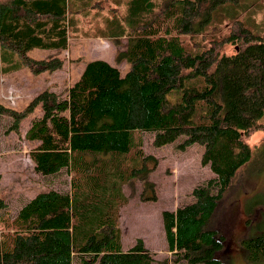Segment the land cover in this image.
<instances>
[{
	"label": "trees",
	"instance_id": "16d2710c",
	"mask_svg": "<svg viewBox=\"0 0 264 264\" xmlns=\"http://www.w3.org/2000/svg\"><path fill=\"white\" fill-rule=\"evenodd\" d=\"M232 1L130 0L126 12L116 1H94L113 15L106 34L126 38L117 54L128 64L125 73L94 58L63 96L45 88L22 110L0 103V116L12 117L10 129L41 106L26 130L35 142L28 157L43 176L62 169L69 176V191L37 193L1 229L0 264H154L141 238L123 248L118 219L124 184L146 179L157 162L144 152L145 132L154 146L180 137L183 146L203 145L201 164L213 172L187 202L161 212L168 251L188 264H227L220 256L225 235L210 221L252 157L251 136L264 130V35L239 16L204 31L212 9ZM70 12L69 0H0V50L17 52L32 72L60 67ZM36 47L54 52L28 57ZM196 76L200 86L184 87ZM178 88L173 103L165 95ZM198 107L205 111L195 119ZM138 157L142 163L131 164ZM5 203L0 198V211ZM239 244L248 264H264V228Z\"/></svg>",
	"mask_w": 264,
	"mask_h": 264
},
{
	"label": "rangeland",
	"instance_id": "374dc122",
	"mask_svg": "<svg viewBox=\"0 0 264 264\" xmlns=\"http://www.w3.org/2000/svg\"><path fill=\"white\" fill-rule=\"evenodd\" d=\"M94 1L98 0H69L68 47L58 55L64 59L60 67L32 72L28 66L21 64L17 52L0 50V103L22 110L33 96L45 88L63 96L67 86L79 77L85 63L93 58L106 57L104 60L108 58V62L116 65L121 75L125 73L128 64L125 60H118L117 54L124 48L126 38L117 39L106 34L113 15L106 9L92 6ZM105 1L107 5L117 2V6L126 12L130 0ZM236 16L255 35H264V0H236L219 4L212 9L208 22L203 23L204 31L217 30ZM53 52L49 48L36 47L28 50L27 55L41 59ZM201 84L196 76L186 79L184 87ZM182 91V88L174 89L165 96L174 103L179 100ZM204 111L198 107L193 117L196 119ZM41 113L38 104L20 120L16 129L9 127L12 117L0 116V198L6 202V209L0 211V231L11 222L17 210L37 193L48 189L69 191L66 170L43 176L34 170L28 157V151L35 142L26 139V130ZM259 121L264 122V115ZM151 134H142L143 148L146 154L157 158L156 164L153 166V159H149L147 164L153 168L146 179H132L122 187L126 196L118 213L122 246L126 249L141 238L152 253L154 264H188L168 251L161 212L174 210L177 205L187 202L192 188L205 182L213 172L208 165L201 164L203 145L192 143L183 146L180 137L171 143L154 146ZM249 143L253 146L252 157L233 178L210 221L211 227L225 235L226 245L220 256L227 264H248L239 240L245 235L258 234L264 228V130H257ZM141 163V157L131 161L133 165Z\"/></svg>",
	"mask_w": 264,
	"mask_h": 264
},
{
	"label": "crops",
	"instance_id": "0c3cea01",
	"mask_svg": "<svg viewBox=\"0 0 264 264\" xmlns=\"http://www.w3.org/2000/svg\"><path fill=\"white\" fill-rule=\"evenodd\" d=\"M90 4H91V3H90ZM102 36H103V35H102ZM106 36H107V35H106ZM100 37H101V36H100ZM114 38H115V37H114ZM120 38H121V37H119V39H120ZM123 38H125V37H123ZM100 46H101V48H103V45H100ZM123 46H125V44H124ZM123 49H124V48H123ZM103 58L105 59L106 57H103ZM93 59H94V58H93ZM107 59H108V58H107ZM107 59H106V60H107ZM68 86H69V85H68ZM68 86H67V87H68Z\"/></svg>",
	"mask_w": 264,
	"mask_h": 264
}]
</instances>
